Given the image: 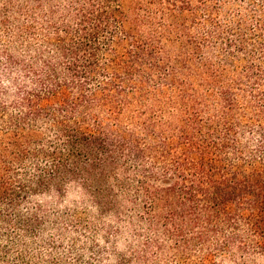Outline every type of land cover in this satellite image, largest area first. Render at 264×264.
<instances>
[{
	"label": "trees",
	"instance_id": "16d2710c",
	"mask_svg": "<svg viewBox=\"0 0 264 264\" xmlns=\"http://www.w3.org/2000/svg\"><path fill=\"white\" fill-rule=\"evenodd\" d=\"M258 259L264 0H0V264Z\"/></svg>",
	"mask_w": 264,
	"mask_h": 264
},
{
	"label": "rangeland",
	"instance_id": "374dc122",
	"mask_svg": "<svg viewBox=\"0 0 264 264\" xmlns=\"http://www.w3.org/2000/svg\"><path fill=\"white\" fill-rule=\"evenodd\" d=\"M79 199L80 198H79L78 194L70 193V194H68V196H66L64 198V200H61L62 202H58V204L60 205L59 209H62L64 207H68V206L72 207V206H74L75 204H77L79 202ZM51 202H54V201L49 199V198H43L41 200V203L47 204V205H50ZM255 264H264V260L258 259Z\"/></svg>",
	"mask_w": 264,
	"mask_h": 264
}]
</instances>
